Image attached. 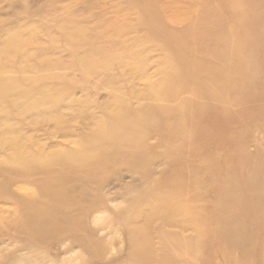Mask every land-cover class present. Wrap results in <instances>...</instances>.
Returning a JSON list of instances; mask_svg holds the SVG:
<instances>
[{
  "label": "rangeland",
  "instance_id": "obj_1",
  "mask_svg": "<svg viewBox=\"0 0 264 264\" xmlns=\"http://www.w3.org/2000/svg\"><path fill=\"white\" fill-rule=\"evenodd\" d=\"M263 215L264 0H0V264H264Z\"/></svg>",
  "mask_w": 264,
  "mask_h": 264
},
{
  "label": "bare ground",
  "instance_id": "obj_2",
  "mask_svg": "<svg viewBox=\"0 0 264 264\" xmlns=\"http://www.w3.org/2000/svg\"><path fill=\"white\" fill-rule=\"evenodd\" d=\"M48 193L44 194V196L46 198H51L52 200H54V198H56L53 190H48ZM67 196V198L62 199L61 200H57L55 201V203L58 202H64L67 204H72L75 202L74 200V196L70 193H67L65 195V197ZM57 199V198H56ZM173 202V201H172ZM170 202V203H172ZM29 211V210H28ZM264 219V215L261 216ZM215 220H214V225L217 228H225L228 226V220L227 218L224 217H217V215H215ZM64 218L62 216H59L56 214L55 210H53L52 208H49L48 210H46L44 213H41L39 211L36 210H31L28 213L26 212L25 215L23 216L22 220H21V224L24 228L30 230V231H36L38 236L43 238L47 235L48 233V229L51 226H54L56 223H65V224H72L73 221L71 220H66L63 221ZM167 234L165 231H161L158 236L160 239L163 238V236ZM129 235H130V240L132 242V244L135 246L136 252H135V256H136V261L134 262L135 264H149L150 262L153 261V256H150L148 253L146 254L145 250L147 248H149L152 244V239L146 235V233L144 231H135V229H130L129 230ZM176 252V249L174 250H166V253H168V256L170 255H174ZM133 263V264H134Z\"/></svg>",
  "mask_w": 264,
  "mask_h": 264
}]
</instances>
